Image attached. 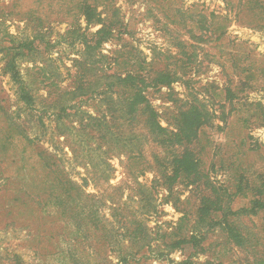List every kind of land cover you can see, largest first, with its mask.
Listing matches in <instances>:
<instances>
[{
    "label": "rangeland",
    "instance_id": "374dc122",
    "mask_svg": "<svg viewBox=\"0 0 264 264\" xmlns=\"http://www.w3.org/2000/svg\"><path fill=\"white\" fill-rule=\"evenodd\" d=\"M2 1L11 33L33 37L38 15L47 17L49 45L18 58L33 107L19 100L0 53V264H264V212L242 217L254 233L247 247L227 242L222 226L208 229L198 217L204 197L219 201L217 189L233 188L242 174L253 182L264 173V125L256 120L264 106V0ZM86 1L114 13L115 25L126 29L95 50L107 57L105 67L125 47L144 59L148 75L182 77L146 91L164 126L176 129L181 110L215 103L214 90L230 86L237 93L227 115L218 118L223 109L215 103L217 117L192 142L163 145L148 138L140 153L114 147L105 154L91 116L102 117L108 102L96 93L74 97L75 62L86 46L71 43L66 33L75 20L78 37L93 40L100 25L79 11ZM5 5L13 14L7 16ZM251 71L258 80L248 85ZM86 74L96 79V67ZM63 120L68 128L60 136ZM134 125L142 131L141 123ZM29 136L56 155L59 167H42ZM185 151L199 159L203 176L199 184L178 177L170 194L172 160ZM102 156L107 172L98 166ZM60 176L77 186L62 188ZM249 204L250 197L235 196L234 208ZM200 231L208 234L197 247L191 234Z\"/></svg>",
    "mask_w": 264,
    "mask_h": 264
},
{
    "label": "trees",
    "instance_id": "16d2710c",
    "mask_svg": "<svg viewBox=\"0 0 264 264\" xmlns=\"http://www.w3.org/2000/svg\"><path fill=\"white\" fill-rule=\"evenodd\" d=\"M13 2H17V0L12 1V4ZM1 4H4L2 0H0ZM4 7L7 9L8 6H2V8ZM78 7L81 14L84 15L89 23L100 25V27L93 33L94 38L92 41L88 39L82 40L81 37H78L81 28L75 20H72L70 28L66 31L68 35H72L71 43L80 41L86 46L81 59H76L75 62L76 64L79 63V65L74 75V97H83L88 94L93 96L96 93L100 96V99L102 98L100 101L108 102V112H104L102 117L94 118V116H91V119L96 123L93 126H96L100 133L99 138L106 144L105 154H108L114 147L126 148V152L129 153H140L141 141L148 138H153V140L163 145H170L175 142H192L198 138L199 129L213 122L214 118L217 117L216 110L213 108L215 103L223 109L222 115L218 116V118L222 119L227 115L225 107L227 104L233 105V99L237 93L235 88L230 86L223 90L215 88L214 98L217 101L215 103L202 102L200 105L189 104V108L181 110L174 118L176 120V129L164 126L159 119V113L149 102L146 91L151 87L159 85L170 86L182 77L175 74L172 75L171 73L157 74L154 77L148 75L144 59L139 56L138 52L134 54L132 49L126 51L125 47L116 50L112 55L111 62L105 67L108 62L107 57L100 52L101 50H99V53H96L95 50L101 49L100 47L105 41L119 39L126 29H123V25H115L113 20L114 13L108 14L104 11H97V6L91 5L87 1L82 6L78 5ZM13 9V7L10 10L7 9L9 10L6 13L7 16L13 14ZM0 13H3V15L0 14V53H3L5 56L3 72L8 74L11 81L16 85V93L19 100L23 101L27 106L33 107L35 98L23 80L18 58L36 52L43 43L49 45V40L45 39L47 17L43 18V15L40 17L38 15V24L35 26L37 27V32L32 37L11 33L6 23L7 18L4 17L5 12L0 10ZM20 20H24L28 26V17H21ZM38 39L40 41L37 43ZM100 66L101 68L98 69ZM93 67H96L97 75L96 79L90 81L86 70H93ZM257 80L258 77H255V73L251 71L247 75L245 83L249 85L251 82H257ZM106 95L108 96L106 97ZM64 106L62 104L61 113L64 110L66 111V107ZM58 117L61 118L62 114ZM256 118L261 125H264V106L261 107ZM108 119L112 122L111 125L108 124ZM246 121H249V118ZM59 123V135L61 136V134H65L68 124L64 120ZM134 123H141L142 128H140L142 131H136ZM85 127V125H82V129ZM125 127L128 130L127 132L124 131ZM27 139L30 146L37 147L32 137L29 136ZM74 153H77L75 149ZM54 155V153L44 148H38V152H36V157L42 162L44 169L54 170V166L59 167L56 161H52ZM172 161L175 163V166L173 167V174L169 177V179H173L168 187L170 194L173 192V187L178 177L193 178L188 181L200 183L203 171L199 159L192 153L185 151L182 154H176ZM98 166L101 170L108 171L109 164L103 156L99 160ZM71 184L72 186H70ZM58 185L62 188L68 187L69 189L77 186L76 182L69 181V179L64 180L62 176L58 178ZM238 194L250 197V204L234 208L233 202L235 196ZM216 199L220 202L214 201L210 197H204L203 201H201L198 209L199 223L201 224V221H203L204 226L208 227V229L214 228L217 225L222 226L226 241L235 246L247 247L251 245V238L254 237V233L247 230V227L243 225L242 217L243 215L255 216L264 212V173H260L258 180H254L253 182L245 174L240 175L235 179L233 188L217 189ZM73 214L74 216L76 215L75 213ZM215 214H219L221 218L216 220ZM207 234L204 231H200L198 234L192 232V239L196 241L195 245L197 247L206 239ZM149 247L151 246L149 245ZM199 251L201 252L202 250L199 249ZM36 254L40 256L37 251ZM46 254V252L41 253V255ZM15 257L20 259L19 255H15ZM123 260H125L124 262L127 261L126 258ZM217 264L226 263L220 262Z\"/></svg>",
    "mask_w": 264,
    "mask_h": 264
}]
</instances>
